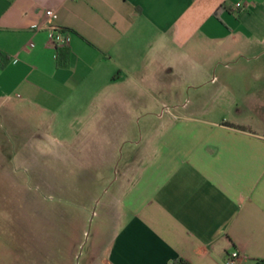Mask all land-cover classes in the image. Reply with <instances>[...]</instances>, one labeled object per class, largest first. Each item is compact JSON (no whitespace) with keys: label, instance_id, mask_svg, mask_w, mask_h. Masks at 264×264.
I'll return each mask as SVG.
<instances>
[{"label":"crops","instance_id":"crops-1","mask_svg":"<svg viewBox=\"0 0 264 264\" xmlns=\"http://www.w3.org/2000/svg\"><path fill=\"white\" fill-rule=\"evenodd\" d=\"M53 28L71 33L67 52L52 46ZM262 57L264 0H0V128L16 119L25 136L27 108L104 128L101 174L109 160L123 181L103 264H226L235 251L237 264H264ZM205 59L231 63L227 85H192L186 102L170 64L198 81ZM140 110L151 118L126 113ZM16 136L13 148L26 141Z\"/></svg>","mask_w":264,"mask_h":264},{"label":"rangeland","instance_id":"rangeland-1","mask_svg":"<svg viewBox=\"0 0 264 264\" xmlns=\"http://www.w3.org/2000/svg\"><path fill=\"white\" fill-rule=\"evenodd\" d=\"M202 58L209 57L203 54ZM235 58L252 56L240 54ZM203 61V76L198 81L180 80L177 65L170 64L168 80L172 87H187L186 102L193 101L195 91L189 95L192 85L201 83V88L212 89L227 85L223 73L230 70L231 63ZM224 96L221 93L216 97ZM209 97L201 102L208 107L212 104ZM127 102L131 103V98ZM20 112L21 118L26 119L25 136L16 119L10 131L0 128L3 140L11 134L13 143L17 133L26 139L17 148L0 142V183L8 186L7 190H0V264L105 263L103 254L116 229L113 221L119 215L114 197L123 176L109 160L108 174H101L103 169L95 149L103 145L104 128L94 119L90 126L83 124V118L75 121L76 125L67 126L65 115L57 125V119L37 109ZM126 113L135 120L151 118L141 110ZM155 113L162 114L163 110ZM243 114L245 118L258 119L257 112ZM238 116V111H234L230 119ZM141 135H146L145 127L138 123L134 138L140 139ZM75 137V144L64 143ZM12 171L15 175L8 174Z\"/></svg>","mask_w":264,"mask_h":264},{"label":"built area","instance_id":"built-area-1","mask_svg":"<svg viewBox=\"0 0 264 264\" xmlns=\"http://www.w3.org/2000/svg\"><path fill=\"white\" fill-rule=\"evenodd\" d=\"M241 4H238L237 7H241ZM48 16H53L54 12L52 10L47 12ZM51 44L56 49L69 47L72 40V35L70 32L62 29V28H53L50 33ZM240 259V252L235 251L230 253V255L226 259V264H237Z\"/></svg>","mask_w":264,"mask_h":264},{"label":"trees","instance_id":"trees-1","mask_svg":"<svg viewBox=\"0 0 264 264\" xmlns=\"http://www.w3.org/2000/svg\"><path fill=\"white\" fill-rule=\"evenodd\" d=\"M59 52H67V48H61L60 50H59ZM58 60H60L61 61V58H58ZM227 125H229V126H231V127H235V126H233V125H231V124H227ZM180 264H185L183 261H181L180 262Z\"/></svg>","mask_w":264,"mask_h":264}]
</instances>
